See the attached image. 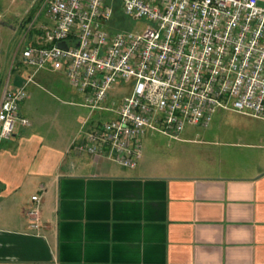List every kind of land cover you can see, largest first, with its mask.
Returning a JSON list of instances; mask_svg holds the SVG:
<instances>
[{
	"label": "built area",
	"instance_id": "1",
	"mask_svg": "<svg viewBox=\"0 0 264 264\" xmlns=\"http://www.w3.org/2000/svg\"><path fill=\"white\" fill-rule=\"evenodd\" d=\"M43 11L50 24L24 64L62 71L80 106L111 116L85 122L73 142L81 155L135 169L150 134L180 140L227 112L264 121V0H45ZM119 11L146 27L127 30ZM30 83L5 89L0 141L30 126L21 115ZM32 201L26 215L40 230V197Z\"/></svg>",
	"mask_w": 264,
	"mask_h": 264
},
{
	"label": "crops",
	"instance_id": "2",
	"mask_svg": "<svg viewBox=\"0 0 264 264\" xmlns=\"http://www.w3.org/2000/svg\"><path fill=\"white\" fill-rule=\"evenodd\" d=\"M3 65L0 51V82ZM74 140L21 126L0 141V264H264V161L208 153L125 170Z\"/></svg>",
	"mask_w": 264,
	"mask_h": 264
},
{
	"label": "rangeland",
	"instance_id": "3",
	"mask_svg": "<svg viewBox=\"0 0 264 264\" xmlns=\"http://www.w3.org/2000/svg\"><path fill=\"white\" fill-rule=\"evenodd\" d=\"M44 3L45 0H0V22L17 25V34L9 27L0 28L4 62L0 88L17 90L32 77L33 83L26 86L28 97L21 104V113L30 121V126L24 129H36L49 140L64 144L82 133L85 122L89 129L93 123L107 121L111 116L92 115L90 109L80 106L83 98L70 86L62 71H35L24 64L23 50L34 42L42 24H50L43 11ZM32 16L33 20L28 22ZM123 22L129 31L146 27L144 21L123 18ZM208 153H222L230 159L241 160L243 165L264 161V122L227 112L216 114L209 129L188 127L180 140L150 134L143 141L144 157L139 166L152 168L156 164L174 163L176 168H181Z\"/></svg>",
	"mask_w": 264,
	"mask_h": 264
},
{
	"label": "trees",
	"instance_id": "4",
	"mask_svg": "<svg viewBox=\"0 0 264 264\" xmlns=\"http://www.w3.org/2000/svg\"><path fill=\"white\" fill-rule=\"evenodd\" d=\"M124 16L122 15V13L119 11L116 13V20H123ZM33 20V16L29 18L28 22H31ZM37 33H40V31H37Z\"/></svg>",
	"mask_w": 264,
	"mask_h": 264
},
{
	"label": "water",
	"instance_id": "5",
	"mask_svg": "<svg viewBox=\"0 0 264 264\" xmlns=\"http://www.w3.org/2000/svg\"><path fill=\"white\" fill-rule=\"evenodd\" d=\"M58 46L59 47H62V48H65L66 47V44L65 43H60Z\"/></svg>",
	"mask_w": 264,
	"mask_h": 264
}]
</instances>
